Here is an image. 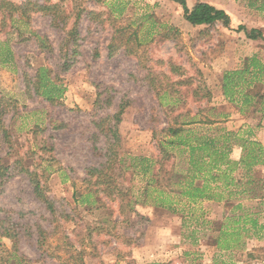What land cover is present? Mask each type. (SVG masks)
Here are the masks:
<instances>
[{
  "label": "rangeland",
  "instance_id": "rangeland-1",
  "mask_svg": "<svg viewBox=\"0 0 264 264\" xmlns=\"http://www.w3.org/2000/svg\"><path fill=\"white\" fill-rule=\"evenodd\" d=\"M5 1L29 10L26 19L18 11L0 9V97L8 103L4 124L13 146L9 162L23 158L31 170L39 166L41 159L53 158L56 162L42 161L52 166L44 181L45 192L55 204V217L35 200L31 185L21 177L9 180L0 194V217L22 225V237L16 244L19 253L27 258H20L22 262L205 264L203 255L214 247L219 225L217 221L213 223V218L217 220L225 208L200 204L182 217L178 207L179 213L174 215L151 205L154 194L146 182L153 180L158 188H175L177 177L167 181L159 172L158 161L159 142L166 140L162 130L173 124L176 116L184 115L178 122L193 118L230 121L228 127L224 126L233 130L258 122L260 116L252 108L241 115L235 105H223L221 98L223 73L237 65L239 56L244 55L242 50L248 48L245 34L237 31L241 19L230 22L228 28L221 23L191 27L183 18L181 6L173 0ZM185 1L190 7L198 0ZM237 1L231 2L235 9ZM45 3L57 6L55 13L66 18L67 30L80 14L81 56L69 71L59 75L66 91L62 104L54 106L41 98L29 97L23 78L25 74L33 78L41 66L54 68L60 59L59 49L67 31L50 24V17L39 10ZM81 10L96 15L86 17ZM230 12L233 18L239 17V10ZM119 28L125 34L119 40L124 39L125 45L109 58L107 46ZM34 32L48 39L53 52L37 48ZM127 38L130 39L126 41ZM7 48L13 52L12 63H3ZM95 53L99 54L97 58ZM179 80L186 83L174 85ZM99 83L115 90V100L108 109L94 107ZM196 88L201 89V99L193 97ZM121 102L127 106L115 127L118 141L100 134L94 142L97 130L92 124L93 115H113ZM59 124L61 128L57 127ZM108 148L117 153L113 165H108L98 185L88 186L86 170L106 166ZM167 151L169 157L162 165L165 172L171 168L177 175L184 172L183 159L175 164L173 153L178 150ZM141 159L151 160L146 174ZM143 164L147 166L146 162ZM253 177L263 181L258 186L262 188L264 170ZM254 187L248 186L252 190ZM255 194L264 199L262 190L250 191L248 195ZM260 209L264 213V200ZM38 227L45 230L44 234L38 233ZM37 239L44 243L37 246ZM260 241L264 243V239ZM11 249L12 243L0 236V259L6 258ZM261 249L256 254L264 258V248ZM241 256L235 252L229 260L237 262ZM7 263L14 264L12 259Z\"/></svg>",
  "mask_w": 264,
  "mask_h": 264
},
{
  "label": "trees",
  "instance_id": "trees-1",
  "mask_svg": "<svg viewBox=\"0 0 264 264\" xmlns=\"http://www.w3.org/2000/svg\"><path fill=\"white\" fill-rule=\"evenodd\" d=\"M97 3L102 2V0H93ZM176 3H178L183 11V18L184 20L190 24L193 27L197 26H212L216 23H221L224 27L228 28L230 25V16L221 9H217L216 7L205 3V2H196L191 8L187 6V3L185 0H173ZM30 5V4H29ZM44 5V4H43ZM40 6L39 10H41L43 13H45L47 16L50 17V24L59 29L60 31L66 32V35L63 39L64 43L61 45L59 49V55L60 58L55 65L54 68L48 67V66H41L36 70L35 76L33 78L28 77L26 74L23 76L24 82H25V91L29 94V97H37L41 98L51 106L54 105H61L62 100L64 97V93L66 91V87L64 86L62 79L60 78V74L65 73L71 69V67L78 61L79 57L81 56V52L79 51V32H78V25L80 21V14L76 15L75 21L73 25L70 27V29L67 30L66 28V18L62 19L57 16L55 13L56 5H45ZM0 9L1 10H12L14 12L18 11L21 18L27 19V12L29 10H25L24 6H18L11 4L10 2H6L5 0H0ZM54 10V11H53ZM81 13H86V17L88 15H96L92 11L85 12L84 10H81ZM119 14H122V12L119 10ZM82 16V15H81ZM4 25H1L3 27ZM174 32H177L175 28L171 29ZM238 32H243L245 34V37L249 40H263L262 32L259 29H247L245 26H238L237 28ZM136 35V34H135ZM120 36H125L122 30L117 29L115 30L112 38L111 43L107 46L108 49V57H112L121 47H124L125 43L119 40ZM33 37L36 41L37 48L40 51H44L47 53L53 52L52 47L49 44L48 39L45 36L37 35L35 32L33 34ZM127 38L126 41H128ZM121 41V42H118ZM99 56L98 53H95V58ZM14 60L13 52L12 50H9L7 48L6 51V58L3 61V63H12ZM154 81V79H151ZM185 81L179 80L174 85L181 86L185 84ZM264 85V64H261L255 57L247 58L243 61L241 67H239L236 70H230L225 71L223 73L222 77V83H221V94L223 99L230 103L235 105L238 112L241 115H244L250 108L253 109V112H260L264 114V94H262L260 91L262 89V86ZM96 88L99 90L97 92V98L95 101L94 107L98 110L108 109L113 105V102L115 100V93L114 89L110 85H102L97 84ZM201 89L196 88L193 90V97L196 99H201L200 94ZM209 95V94H208ZM210 97V95H209ZM7 102L3 97H0V194L3 192L6 184L11 180L13 177H21L22 179L29 182L32 188V195L41 204L44 205L45 209L49 212V214L53 217L56 216V208L54 201L49 198V196L45 192V175L50 174V166L51 164H48L46 166L43 164L42 161H45L47 163H56L53 158H49L48 160L41 159L38 163V167L31 170L29 166L25 165L23 163V158H17L13 160L12 162H9V159L12 157L11 153L13 151V146L10 140L9 132L7 131L4 120L5 117L8 114V106ZM126 102H121L118 105V110L113 115H106V116H99L97 113L93 115L92 118V124L97 130V133L94 135V142L97 141V137L101 134L104 136L105 139L109 138L110 135L112 139L118 141V132L116 131L115 127L118 125V123L121 120V116L124 113V109L126 107ZM200 113V110H199ZM176 116L174 119V123L171 125L166 126L162 133L164 137H166L165 141L159 142V152L161 153V159L158 161L159 164V172L165 175L167 181H170L173 177L177 176L173 173L174 168H171L168 171L165 172L164 167L162 166L164 163V159H167L169 157V153L167 151V148L173 147V146H188L187 141H184L180 137L182 133L185 131L190 132L191 130H185L184 127H189L192 125H211L214 122L212 120H201V119H190L189 121H183L178 122V118L182 117ZM114 123V124H113ZM39 127V126H36ZM58 128L62 127V124H59L57 126ZM43 130H40L42 132ZM36 133V132H35ZM233 133H226V136H232ZM225 137V136H224ZM174 139V140H173ZM200 140H197L198 144L196 148L190 147V152L194 153L196 151H202V152H211V155H207L209 157H212L211 164L212 167H210V172H212L214 169L217 172H215L212 175H208L206 180L208 181L211 179L213 182H216V180L219 179L220 176H223L225 178L226 170L222 172H218L220 168H218L226 159L227 157V151L231 150L232 145L230 144V139L226 138L224 140V143L218 142L216 138H213L210 141H206V139L200 137ZM240 146L242 148V157L240 161L238 162V165L246 171L245 173L248 175V173L254 171V169L258 166H264V147L258 143L251 141L249 139H246L243 142H240ZM93 148L97 150V152L100 153V151L95 148V144H93ZM51 147L48 148L49 152L51 151ZM105 156L107 158L106 166L103 164L100 165V167H90L87 171V178L86 180L88 186H96L98 185V181L100 178L104 175L105 171L108 169V165L111 163L113 165L117 153L114 150L108 148ZM108 153V155H107ZM51 157V156H50ZM193 158V157H191ZM114 159V160H113ZM190 164L194 168V173L190 178H186L183 176L177 177V184L185 183L186 187L181 191V194L183 196H188V198L194 199V201L197 200H203V199H212L211 193H208L210 189H213L210 184L208 185V182H206L204 185H194V179L200 178L202 173H206V169H204V164L201 160H190ZM147 163V166L143 163ZM53 163V164H54ZM140 165L144 171V173H148L150 171L151 166V160L149 159H141ZM150 164V165H148ZM226 165H229L230 169L235 166V163H227ZM165 172V173H164ZM171 173V175H170ZM221 174V175H220ZM249 176V175H248ZM94 179V180H93ZM174 185V184H173ZM170 192H173L170 190ZM121 197L122 196H117ZM119 210L121 208V200L118 204ZM162 208L167 209L171 211L172 214L179 213L177 212V208L174 206L165 204V207L162 206ZM1 213V209H0ZM184 212H182L183 215ZM184 217V216H183ZM246 224V223H245ZM251 229H249L250 232H252L253 227L256 226V221L251 220ZM21 224L19 223H12L9 219L1 218L0 217V236L4 237L9 240V242L12 243V249L9 252L10 254L4 258L3 260L0 259V264H10L7 263L9 259H12V262L14 264H24L21 259H26L23 257L22 253H19V248H16V244L21 239L22 236H20V230H21ZM263 229V226L261 228ZM232 230V229H231ZM255 230V229H254ZM37 231L39 234H44L45 230L38 227ZM247 231V230H246ZM239 233L237 231H232L231 233L228 232V230L224 229L221 230L219 233V236L217 237V247L221 250H228L232 248L237 247V242L239 239H236L234 237H238ZM24 237V236H23ZM230 238V241L228 240ZM91 240V237H89V241ZM93 240V239H92ZM44 241V240H43ZM42 240L39 242L38 239L36 240L35 244L38 246L39 244H43ZM96 244V242L93 243V245ZM72 245V244H70ZM37 246L36 249H39ZM81 254V253H80ZM251 257V254H249ZM21 258V259H20ZM29 262H34L31 260H28ZM39 259H37V262ZM27 262V261H26ZM80 264H82V260H80ZM145 264H161L158 262H150Z\"/></svg>",
  "mask_w": 264,
  "mask_h": 264
},
{
  "label": "crops",
  "instance_id": "crops-1",
  "mask_svg": "<svg viewBox=\"0 0 264 264\" xmlns=\"http://www.w3.org/2000/svg\"><path fill=\"white\" fill-rule=\"evenodd\" d=\"M198 1L208 3L216 7L217 9L224 10L228 15L230 14L229 16L231 23H233L234 21L237 22L239 19H241L239 20V23L237 22L238 26L242 25L247 29H259L262 32L264 38V4L257 5L259 1L264 3V0H238L237 2H239V5H237L236 9L231 3L232 0ZM198 1H194V4ZM194 4H191L190 8ZM230 10H239V17L235 18L234 16L233 18ZM245 41V45H248V48H245L247 50H242L244 53V55H241L242 58L239 56L237 65L232 67L230 66L229 68H227V71L238 69L239 67H241L244 60L251 57H255L261 64H264V39L253 41L246 39L245 37ZM262 94H264V85L262 86ZM221 98L223 100V105L229 104L223 99V97ZM255 114L260 116L256 124L249 126L248 123L247 125H242L237 130L225 127H228L230 121L223 123L214 120H212L214 123L211 125H192L189 127H184L185 130H191L190 132L185 131L180 135V137H183L182 139L184 141H187L188 146L183 147L180 145L168 147L169 150H178L176 153H173L176 160L175 164L176 162L177 164L180 163L182 159L184 161L185 171H180L178 175L177 171H175L174 174L177 175L176 177L183 176L188 179L195 175L194 168L190 164V160L199 159L203 162L204 169H206L207 171L206 173H202V175H200V178L194 179V185L202 186L206 182H208V185L210 184V186L213 188L208 192L211 193L212 199L194 201V199L188 198V196H183L181 194V191L184 189L182 187H186L185 183L177 184L176 181L174 183L175 188L163 189L158 188L157 186L155 187L153 185V180H149L148 182H146L149 185L148 189H151V193L154 194V198L152 200L153 203L151 204L152 206H155L156 208H162V206L165 207V204L167 203L168 205L170 204L175 208L181 207L179 209V212L181 214L182 212H184L183 215H181L182 217L186 213L188 215V210L192 211V207L200 204L216 205L217 207L225 208V210H223L224 212H221V216L217 217V220L216 218H213L215 219L213 220V223L214 221H217L219 225L216 230V236L214 237V247L207 251L205 256L203 255V257L206 258L205 264H264V258L256 254H260V250H262L261 248H264V243L260 241L264 239V213L260 209V205L264 199H262V197H260L258 194H255L253 196L248 195L250 191H264V186H262V188L258 187L260 185V182L263 181L260 179L254 180L253 177V174H255L256 172L264 170V166L256 167L254 171L248 173V176L245 173L246 171H244V169H242V167L238 165V162L240 161L243 154L240 142L249 139L251 141L260 143L264 147V114L260 112H255ZM224 117L229 118L228 115H225ZM242 119V122L244 123V117ZM225 120L226 119H224V121ZM227 132L233 133V135L226 136ZM200 133L204 135H201ZM200 137L206 139V141H210L213 138H216L217 141L221 142L222 144L224 143V140H226V138L230 139V141L228 142H230V144L232 145L231 150L227 151V157L225 161L218 167L220 168L218 172L226 170L225 175L226 177L228 176L227 178L220 176L219 179L216 180V182H213L211 179H209L208 181L206 180L208 175L214 174L218 169H214L212 172H210V167H212L211 160L213 156L209 157L207 155H211V152H190L189 146L196 148L198 144L197 140L201 141ZM230 162L236 164L231 169L229 165H226ZM245 179L247 180V182H244ZM261 179H263V177ZM250 185L255 186L253 188L254 190L248 188V186ZM170 190H172L173 192H170ZM165 192H167L168 194H166ZM231 198H235V200H230ZM247 202L251 205L249 206ZM251 220H255L257 223L256 226L253 227L252 232L249 231V229L252 228L250 224ZM261 226H263L262 230L259 229L261 228ZM224 229L228 230L229 233H231L232 231H237L239 233L238 237H234L236 239H239L236 248L221 250L217 247V237L219 236L220 231ZM228 240L230 241V238H228ZM254 243H257L258 245L253 246ZM235 252L243 254V256H241V258H239L237 262L229 260ZM249 254H251V257L249 256Z\"/></svg>",
  "mask_w": 264,
  "mask_h": 264
}]
</instances>
